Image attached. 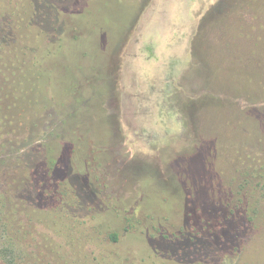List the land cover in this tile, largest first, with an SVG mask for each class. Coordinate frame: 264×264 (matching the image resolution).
Masks as SVG:
<instances>
[{"label": "rangeland", "instance_id": "rangeland-1", "mask_svg": "<svg viewBox=\"0 0 264 264\" xmlns=\"http://www.w3.org/2000/svg\"><path fill=\"white\" fill-rule=\"evenodd\" d=\"M81 6L72 15L79 38L56 53L53 86L48 79L36 85L25 118L13 122L18 126L0 124V249L14 246L18 264L65 263L47 252L39 235L45 229L14 196V164L32 146L47 163L55 161L63 142L76 136L82 152L70 153L72 169L62 161L51 170L62 182L61 199L71 201L77 191L97 203L89 224L94 251L83 254L99 260L92 264H264V0H81ZM76 172L91 174L99 193L119 200L113 206L124 202L123 214L137 213L150 229L177 220L181 199L208 217L238 201L250 228L239 245L218 252L215 241L198 236L169 240L158 230L153 239L140 226L123 234V218L113 229L119 242L100 244L97 236L117 216L81 189ZM181 190L190 198H178ZM6 259L0 256V264Z\"/></svg>", "mask_w": 264, "mask_h": 264}, {"label": "trees", "instance_id": "trees-1", "mask_svg": "<svg viewBox=\"0 0 264 264\" xmlns=\"http://www.w3.org/2000/svg\"><path fill=\"white\" fill-rule=\"evenodd\" d=\"M0 5V91L6 101L0 106V124H3V128L12 127L13 122H19L25 118L27 105L31 102L30 97L32 98L33 90L40 81L48 79L53 86L50 71L57 64L54 57L60 48L69 47L72 41L79 38V31L75 25L76 19L72 15L76 10L84 11V7L81 6V0H1ZM48 57H51L50 62H46ZM28 94H30L29 99H27ZM13 125L18 126L19 124L14 123ZM73 126L70 129H73ZM77 151L82 152L79 140L76 136H69V139L63 142L57 159L50 163H47L45 157L38 153L37 146H32L28 151L18 154L15 158L14 169L18 170L19 179H15L17 183L13 193L15 197L23 201L29 220L45 229V231H39V235L46 243L47 252H52L62 260L64 259V264H92L93 261L99 260L87 258L83 254L87 250L94 251V243L90 241L89 224L99 212L96 209L97 203L84 200L79 197L77 191H75L76 198L73 200L61 199L57 187L63 188L62 182L52 177L51 170L59 166V162L61 164L62 161L71 167L70 153ZM85 166L89 168L88 165ZM76 173L83 176L81 189L92 193L95 199L98 196L97 200L105 203L108 210L109 208L114 209V214L117 216L116 225L110 226L104 234H97L100 244L108 242L115 245L119 242L120 235L113 229L123 218L126 223L123 234L140 226L139 229L148 233L150 230L153 239L157 236L158 230H161L163 237H168L169 240L192 239L198 236L212 242L215 241L216 243L212 246L218 248L216 249L218 252L221 249L229 250L232 244L239 245V240L250 226L251 219L249 218V222L245 220L246 213L238 201L233 202L235 204H220L221 207L215 213L213 212L214 217H208L202 212V207H196L192 203L187 204L181 199L180 204L186 217H181L180 214L184 213L181 209V211L178 210L177 220L169 218V226L158 225L150 229L137 219V213L134 217L123 214L124 202L120 207L119 205L113 206L112 203L119 200L99 193L89 181L91 174ZM48 184L50 186L46 188ZM42 185L46 188L44 192L37 190ZM178 193H180L178 198H190V194L186 196L182 190ZM226 200L231 201L232 197L228 195ZM59 203L61 206L57 207ZM39 210L43 213L41 217H35L31 213ZM50 223L56 225L52 228L53 231L47 234V225ZM228 227L231 228L228 229ZM66 234H68L67 237H65ZM68 238H72L71 244H68ZM75 245L79 249H72ZM237 249L234 247V250ZM15 254L14 246L0 249V256L8 258L6 259L7 264H18ZM170 258L182 260L178 255L173 254ZM107 263L118 264L117 262Z\"/></svg>", "mask_w": 264, "mask_h": 264}]
</instances>
